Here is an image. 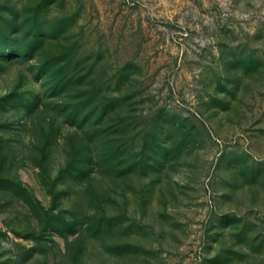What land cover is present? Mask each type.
Returning <instances> with one entry per match:
<instances>
[{
    "label": "rangeland",
    "instance_id": "374dc122",
    "mask_svg": "<svg viewBox=\"0 0 264 264\" xmlns=\"http://www.w3.org/2000/svg\"><path fill=\"white\" fill-rule=\"evenodd\" d=\"M0 264H264V0H0Z\"/></svg>",
    "mask_w": 264,
    "mask_h": 264
}]
</instances>
